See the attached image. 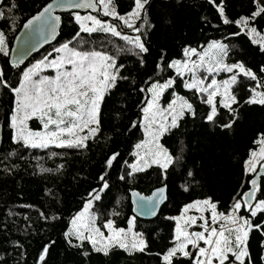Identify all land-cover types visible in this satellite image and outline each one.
<instances>
[{"label": "trees", "instance_id": "16d2710c", "mask_svg": "<svg viewBox=\"0 0 264 264\" xmlns=\"http://www.w3.org/2000/svg\"><path fill=\"white\" fill-rule=\"evenodd\" d=\"M49 1L0 0V12L4 13L0 32L5 34L8 53L20 27ZM215 3L222 5L232 23L224 24L217 7L208 0H148L134 25L140 27L139 32L99 13L98 19L113 24L122 35L140 36L147 49L143 53L105 32H81L73 40L79 31L73 13L61 15L59 39L30 58L22 68L12 67L8 55L0 53V73L11 86L5 88L0 84V264H165L161 258L172 248L173 241L171 218L179 215L182 207L210 198L217 212L228 215L234 203L241 202L249 180L262 163L257 164L252 174H247L245 162L250 159L251 151H257L256 141L264 134V105L247 102L253 89L264 93L261 70L264 51L244 32L254 27L260 35L264 34V14L250 20L248 28L241 31L234 21L250 17L256 10L255 0H215ZM113 4L122 16L134 8V0H113ZM68 41L78 51H99L113 57L119 77H127L118 78L115 87L100 102L99 131L85 141V147L78 148L36 149L14 141L11 116L15 94L11 88L19 86L28 65L51 56L55 48ZM213 42L227 46L225 64L242 63L257 79L238 75L237 84L230 89L236 97L232 111L217 105V115L209 121L210 106L200 94L185 88V79L168 65L184 61L185 50L202 53ZM169 80L173 83L162 93L159 104L165 107L176 96L192 105L191 113H184L177 127H169L159 138V145L173 158V163L167 169L149 166L130 173L128 167L134 162L132 152L143 139L141 120L147 90L153 84ZM229 123L230 128L224 127ZM28 126L35 131L42 129L35 118L28 121ZM113 155L116 159L109 166L107 161ZM259 181L253 204L247 208L242 205L237 213L252 225L245 264H264V213L253 217L250 211L264 200V178ZM105 182L107 188H103ZM161 187H166L167 202L156 219L143 222L134 218L130 192L147 196ZM96 192H100V198L91 207L96 214V226L104 230L103 225L111 220L114 228L125 230L132 218L133 232L145 241L143 251L130 253L113 246L105 255L93 251L89 242L78 245L65 239L70 220ZM45 247L48 251L44 261H40ZM191 253L190 257H173L172 264H192L194 252Z\"/></svg>", "mask_w": 264, "mask_h": 264}, {"label": "snow or ice", "instance_id": "6c2138e0", "mask_svg": "<svg viewBox=\"0 0 264 264\" xmlns=\"http://www.w3.org/2000/svg\"><path fill=\"white\" fill-rule=\"evenodd\" d=\"M97 2L103 8L104 16H111L114 19L120 20L126 27L136 32L140 31V27L134 26L135 21L141 18L142 10L145 4L148 3V0H134V8L126 16L119 15L116 12L113 0H97ZM55 3L56 0H53V3L48 4L38 15L29 19L24 24L25 29H30L33 24H36V32L41 36L44 43L55 38L56 29L60 24V17L52 15ZM208 3L217 7L224 24L232 23L225 16L222 5L216 4L215 0H208ZM255 3L256 10L250 17H240L234 21L241 31L248 28L250 20H254L256 17L264 14V6H261L258 0H255ZM56 6L65 7L63 4H56ZM96 6L93 0H80L79 3L68 5V7L90 8L93 10H96ZM12 7H15V5ZM3 16L4 13L0 12V18H3ZM75 20L79 25V31L76 33V37H73V40H76L81 32L91 34L99 31L120 37L128 44L139 49L141 53L147 51L141 42L140 36L130 37L122 35L116 26L104 22L96 16L87 15L81 17L77 14L75 15ZM45 32L47 35H45ZM234 35H239V33H234ZM248 35L252 39V42L254 44L258 43L261 50L264 51V36H261L254 27L249 28ZM256 37H259V39ZM71 43L72 41H68L61 45V47L54 49L55 52L61 53L57 58L48 61V58L45 57L44 60L24 71L19 86L11 88L16 98L11 116L14 141H22L26 146L34 148H46L49 145H55L60 148H78L85 147V141L95 136L99 131L98 114L101 100L109 89L115 87L118 78L127 79V77H119V69L116 67L113 57L99 51H78L75 47L69 46ZM209 50L215 52L213 59L216 63V69L209 67L207 69L209 72L223 70L232 73L234 69L238 70L236 74L231 75L222 84H218L213 79L207 87H204L203 80L196 79L195 77H193L191 83L185 84V87L189 89H196L198 92L208 94L206 103L212 107L207 119L213 121L217 115L214 98L218 95L221 96V106L232 111L231 106L236 103V97L232 95L230 89L232 85L237 84L238 75L242 74L251 80H256L257 77L251 70L246 69L242 63L232 65L223 63L222 57L227 55V46L225 44L213 42L209 45ZM0 53H3L5 56L8 55L5 34L3 32H0ZM191 54H195V49L185 50L186 56H190ZM205 55H208V53L206 52ZM203 61L204 57L201 56V62L203 63ZM66 66H70V70ZM168 66L175 68L179 75H183L185 71L194 73L202 64L193 63L189 67L188 61L181 62L177 60ZM42 67L55 69L56 76L54 78L41 77L39 80H33V77L38 75ZM120 67L123 66L121 65ZM261 70L264 71V69ZM172 83L173 81L171 80L164 84L156 83L148 89L152 93V99L143 108V113L146 123L145 132L149 139L142 144L136 145L137 149H147V151L143 155L140 152L136 153L137 160L138 162H143V167L139 163L132 165L133 172L143 171L144 167H147L149 164V157L151 158V163L158 164L163 169H167L173 163V158L159 145L158 137L167 131L169 127H177V120L183 116L185 110L190 111L192 105L187 101H182L179 104V108H177V100H173L168 108L164 110L171 116L170 125L157 120L158 116L161 120H167V117L159 109L157 102L164 90L171 87ZM0 84H3L5 88L11 87L3 79L2 73H0ZM252 91L253 95L247 102L264 105V93H258L255 89ZM33 118L40 121L44 129L43 132L29 129L28 121ZM154 124H159L158 130L153 129ZM50 126H53L51 130ZM224 127L230 128L231 124H226ZM86 130V134L82 135ZM256 143L260 145L259 151H251L250 159L245 162L246 171H256L257 163L264 161V134H261V138ZM115 159L116 156L113 155L109 158L107 164L111 166L112 161ZM261 167L264 168V164H261ZM100 179L103 181L104 177L101 176ZM251 183L253 190L250 193H244L245 203H248V197L255 198L256 180H252ZM107 187L108 184L105 182L103 188ZM163 194L164 189L160 188L157 193L153 194L154 197L158 196V199L154 200L153 197L145 198L139 196L138 193H133L140 200L146 199L153 207L158 205L160 200L164 198ZM99 198V194L94 196V199ZM90 206L91 201L85 205L84 211L72 220V231L66 233V236L74 234L80 240L87 239L91 242L96 252H103L105 255L108 254L109 249L114 245H118L120 248L128 251L144 250L146 244L142 236L132 232V220L129 221L127 232L124 229L114 228L113 222L109 220L104 225L109 230V235L105 237L98 228L92 226L91 218L87 215ZM216 207V204L210 198L197 200L185 205L179 216L171 218L176 221L174 235L176 243L174 247L164 254L163 259L165 264H172V258L177 253L182 254L184 257L192 256L193 254L187 250L189 245L193 249H197L192 264H214V262H218V264H226V262L227 264H233L230 256L234 257L235 261L239 262V264H245V257L248 256L247 240L249 229L252 225L248 219L236 215L242 208L240 200L236 201L232 206V212L228 215L217 212ZM193 209L201 213L198 218L187 215ZM205 211L211 212V224H209L203 215ZM250 211L253 217L258 212H264V200L259 201ZM153 214L155 213L153 212ZM197 219L204 221L200 225L203 231L190 232L188 229L197 223ZM218 221H223V223H220L219 228L212 226L216 225ZM255 227L259 228L260 226L256 225ZM85 231H88L89 235L85 236ZM130 233L131 243L129 244L128 237ZM201 241L205 247L200 246ZM47 251L48 249L45 247L39 257L40 261H44Z\"/></svg>", "mask_w": 264, "mask_h": 264}, {"label": "rangeland", "instance_id": "374dc122", "mask_svg": "<svg viewBox=\"0 0 264 264\" xmlns=\"http://www.w3.org/2000/svg\"><path fill=\"white\" fill-rule=\"evenodd\" d=\"M258 2H259V4L261 5V6H264V0H258ZM96 5H98V7H100V11H99V13H100V15H103V8L99 5V3L97 2V0H96ZM74 15H77V14H74ZM78 15H80L81 17H83V16H87V15H90V14H84V15H81V14H78ZM93 16V15H92ZM74 18H75V16H74ZM98 18V17H97ZM104 22H106V21H104ZM135 23H136V21H135ZM79 26V25H78ZM125 26V25H124ZM99 32V31H98ZM98 32H96V33H98ZM84 33V32H83ZM249 38H250V36L248 35V32H244ZM106 34H110V36H111V33H106ZM261 36H264V34H262ZM120 38V37H119ZM257 38V37H256ZM251 39V38H250ZM257 39H259V37L257 38ZM252 40V39H251ZM258 44V43H257ZM260 46V45H259ZM61 47V46H60ZM71 47V46H70ZM208 53V55H205V53ZM61 55V53H57V52H55L54 50L51 52V56L49 55H47L46 57L48 58V61H50V60H52V59H54V58H57L58 56H60ZM197 55V56H196ZM215 55V52L214 51H212V50H209V47L208 48H206L205 50H203L202 51V53H195V54H191L190 56H186V59L184 60V61H188V63H189V67H191V65L193 64V63H196V64H202V66L201 67H199V68H197L196 70H195V72L193 73V72H188V71H185L184 73H183V75H179L178 73H177V71H176V69L175 68H173L174 70H175V73H176V75H178V76H181V77H183V79H185V81H186V83H191L192 82V80H193V77H195L196 79H199V80H203V82H204V84H203V86L204 87H207V85L208 84H210L211 82H212V80L213 79H215L216 81H217V83L218 84H222V82L224 81V80H227V79H229V77L231 76V75H233L234 73H237L238 72V70L237 69H234L233 71L234 72H232V73H229V72H226V71H223V70H214V71H212V72H209L207 69L209 68V67H212L213 69H216V63H215V61H214V59H213V56ZM201 56H203L204 57V61H203V63L201 62ZM45 58V57H44ZM44 58H41V59H39V60H37L35 63H31L30 65H28L27 66V68L25 69V71L27 70V69H29V68H31L33 65H35V64H37L38 62H40V61H42V60H44ZM222 59H223V63H225L224 62V59H225V56H223L222 57ZM184 61H181V62H184ZM69 70H70V66H66ZM56 76V70L55 69H53V68H50V67H42V69L39 71V73H38V75L37 76H34L33 77V80H39L41 77H49V78H54ZM149 88H151V87H149ZM148 88V89H149ZM185 88H187V87H185ZM188 90H190L189 88H187ZM192 90H194L196 93H198V94H200L201 96H202V98H204L203 100H205V102L207 101V98H208V94L207 93H202V92H198L196 89H192ZM165 91V90H164ZM210 91H211V89H210ZM221 91H222V89H221ZM164 93V92H163ZM232 93V92H231ZM259 93H262V92H260L259 91ZM147 95H148V97H147V100L145 101V107L147 106V102L149 101V100H151L152 99V93L150 92V91H148L147 90ZM162 96V95H161ZM161 96L159 97V99H158V107H159V109L161 110V112H163L164 113V115L167 117V120L166 121H164V120H161L160 119V117L158 116L157 117V120L158 121H160L161 123H166V124H168V125H170V123H171V116H169L168 115V113L166 112V111H164V110H166L167 108H168V106H169V104L173 101V100H177V108H179V104L182 102V101H184L182 98H180V97H174L173 99H171V101L167 104V105H165V107H163L162 105H160L159 104V100L161 99ZM179 98V99H178ZM16 99V98H15ZM221 99H222V97L221 96H216L215 98H214V103H215V106H220V107H222L221 106ZM102 101V100H101ZM208 106H210V109H211V105H209L208 103H206ZM14 107H15V104H14ZM222 108H224V107H222ZM225 109H227V108H225ZM228 111H230L229 109H227ZM191 111H192V109L189 111V110H185L184 111V113H186V112H189V113H191ZM210 112H211V110L208 112V115L210 114ZM143 114V117H142V126H141V131H142V134H143V139L141 140V142L140 143H138V144H142V143H144L147 139H149V137L146 135V132H145V127H146V123H145V121H144V113H142ZM207 115V116H208ZM36 119V118H35ZM178 121H179V119L177 120V123H178ZM40 125L42 126V124L40 123ZM29 127V126H28ZM93 127H95V125H93ZM53 128V126H50V130ZM158 128H159V124H154L153 125V129L154 130H158ZM30 130H32V131H35L34 129H32V128H29ZM37 131H40V132H43L44 131V129H43V126H42V129H40V130H37ZM86 132H87V130L85 131V133H82V135H84V134H86ZM163 134V133H162ZM162 134H160L159 135V137H158V143H159V138H161V136H162ZM13 136H14V130H13ZM138 144H136V145H138ZM23 145H25L24 143H23ZM136 145H135V149H134V152H132V156H133V160H134V162L131 164V165H129V167H128V170H129V172L130 173H134L133 171H132V165H135V164H140V166L141 167H143V162L141 161V162H138V160H137V156H136V153L137 152H140V154L141 155H143V153L145 152V151H147V149H137V147H136ZM51 146H55V145H49V147H51ZM29 147H31V146H29ZM259 147H260V145H259ZM259 147L257 148V152L259 151ZM36 149H38V148H42V147H35ZM149 159V164H148V166L147 167H149V166H153V167H155V166H158V167H160L158 164H153V163H151V158L149 157L148 158ZM263 162V161H262ZM258 164V163H257ZM257 166V165H256ZM147 167H144V169H146ZM161 168V167H160ZM161 169H163V168H161ZM246 169V168H245ZM257 169V168H256ZM137 172V171H136ZM140 172V171H139ZM246 173L247 174H252L253 173V171H246ZM97 194H100V192H96V193H93L92 194V196L90 197V199L88 200V202L89 201H91V206L89 207V209H88V213H87V215H88V217H90L91 218V223H92V226L93 227H95V228H98V226H96V224H95V221H96V214L95 213H92V211H91V207H92V205H93V203H94V201L96 200V199H94V196L95 195H97ZM88 202H86L85 203V205L88 203ZM235 204V203H234ZM257 204V203H256ZM255 204V205H256ZM85 205H83V208L79 211V213H81V212H83L84 211V208H85ZM255 205L253 206V207H255ZM184 207H182V209H183ZM181 209V210H182ZM232 212V211H231ZM78 213V214H79ZM258 213H260V212H258ZM264 213V212H263ZM180 215V214H179ZM179 215H177V216H179ZM187 215H192V216H196L197 218L201 215V213H198V212H196L194 209L193 210H190L188 213H187ZM203 215H204V217H205V219L206 220H208V222H209V224H211V212L210 211H205L204 213H203ZM236 215H237V213H236ZM77 216V214L75 215V217ZM176 216V217H177ZM238 216V215H237ZM74 217V218H75ZM73 218V219H74ZM73 219H71L70 220V222H69V225H68V227H69V229H68V231L66 232V233H69V232H71L72 231V228H73V225H72V220ZM130 220H132V218L130 219ZM130 220H128V222H127V229H125V231L127 232V230H128V228H129V221ZM133 221V220H132ZM172 221H173V223H174V228H173V231H172V236H173V241H172V247H174L175 246V241H174V235H175V227H176V221L174 220V219H172ZM108 222V221H107ZM106 222V223H107ZM105 223V224H106ZM204 223V221H202V220H200V219H197V223L195 224V225H192L188 230L190 231V232H192V231H203V229L200 227V225L201 224H203ZM220 223H223V221H218L217 222V224L216 225H212V226H214V227H217V228H219V225H220ZM104 224V225H105ZM103 225V226H104ZM114 227V226H113ZM134 228V225H132V229ZM99 229V228H98ZM100 230V229H99ZM100 232L101 233H103L104 234V236L105 237H107L108 235H109V230L107 229V228H105L104 227V230H100ZM132 232H133V230H132ZM134 233V232H133ZM85 236H87V235H89V233H88V231H85ZM65 239L67 240V241H69L70 243H72V244H78V245H80L81 244V242H84V241H86V242H89V245L91 246V249L94 251V249H93V246H92V244H91V242L90 241H88L87 239H85V240H80V239H78L77 238V236L76 235H68V236H66V234H65ZM128 242H129V244L131 243V233L129 234V237H128ZM263 245H264V242H263ZM114 246H116L117 248H119L120 249V247L118 246V245H114ZM200 246L201 247H205V245L203 244V242L201 241L200 242ZM121 249H123V248H121ZM123 250H125V249H123ZM188 251H190V252H194V254L196 253V251H197V249H193L192 247H191V245H189L188 246V249H187ZM125 251H127V252H130V253H133V251H135V250H131V251H128V250H125ZM176 256H181L182 258H184V256L182 255V254H180V253H177V255ZM231 257V256H230ZM263 257H264V252H263ZM232 259H234V263H238L239 264V262H236L235 261V258L234 257H231ZM161 260L163 261V262H165L164 261V259H163V257L161 258ZM214 264H218V262H214Z\"/></svg>", "mask_w": 264, "mask_h": 264}, {"label": "water", "instance_id": "95a60500", "mask_svg": "<svg viewBox=\"0 0 264 264\" xmlns=\"http://www.w3.org/2000/svg\"><path fill=\"white\" fill-rule=\"evenodd\" d=\"M167 1V0H165ZM80 0H56V3L53 5L54 6V11L52 13L53 16H59L60 17V24L56 29V34H55V38L54 39H50L47 43H44L41 36L36 32V28L37 25L33 24L32 27L30 29H25L24 28V24L27 23V21L31 18H33L34 16L38 15L39 12H41L43 10L44 7H46L48 4L53 3V0L49 1L48 3L45 4V6H43L41 8V10L38 13H35L33 15V17H30L29 19H27L23 26L20 27V30L17 32V34L15 35L14 40H12L11 42V46H10V51L8 53L7 56V61L9 62V64L12 67H20L22 68L23 65H26V63L28 62V60L32 57H34L35 55H37L39 52H42L43 50L47 49V47L52 46L57 39H59V29L60 26L62 25V21H61V15L63 14H90L93 16H98L99 15V11H100V7H98V5L96 6V10L90 9V8H73V7H68V5L70 4H74V3H79ZM93 3H96V0H93ZM56 4H63L65 5V7H57ZM45 35H47V33L45 32ZM1 131H2V127H0V146L2 143V136H1ZM264 164V161L261 163ZM261 164L258 166V170L255 172V174L252 175V178L249 180V187L248 190L245 193H250L253 190V185L251 183L252 180H256V189L259 187L260 185V179L264 178V168L261 167ZM164 189V198L162 200H160L159 204L156 205L155 207H153L152 204H149L148 201L145 200H140L138 198V196H134L133 193H137L135 191H131L129 194V199H130V207H131V212L133 214L134 218H137L141 221H151V220H155L157 215L159 214V210L161 208V206L167 202V198H166V187H161ZM160 188L156 189L155 191H151L149 193V195L147 196H142L141 194H139V196L142 197H153V199H158V196L154 197L153 194L157 193L158 190ZM242 205L244 207H248L251 206L253 204V200L254 198L252 197H248V203H245V198H244V194H242ZM153 212L155 214H153ZM234 264V262H233ZM237 264V263H236Z\"/></svg>", "mask_w": 264, "mask_h": 264}, {"label": "built area", "instance_id": "2783aa9c", "mask_svg": "<svg viewBox=\"0 0 264 264\" xmlns=\"http://www.w3.org/2000/svg\"><path fill=\"white\" fill-rule=\"evenodd\" d=\"M262 74H263V78H264V71H262Z\"/></svg>", "mask_w": 264, "mask_h": 264}]
</instances>
